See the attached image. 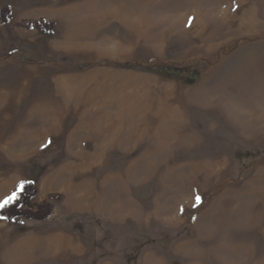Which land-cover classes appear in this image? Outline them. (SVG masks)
<instances>
[{"label": "rangeland", "instance_id": "374dc122", "mask_svg": "<svg viewBox=\"0 0 264 264\" xmlns=\"http://www.w3.org/2000/svg\"><path fill=\"white\" fill-rule=\"evenodd\" d=\"M123 1L0 24V180L66 169L113 197L99 262L264 264V0Z\"/></svg>", "mask_w": 264, "mask_h": 264}, {"label": "crops", "instance_id": "0c3cea01", "mask_svg": "<svg viewBox=\"0 0 264 264\" xmlns=\"http://www.w3.org/2000/svg\"><path fill=\"white\" fill-rule=\"evenodd\" d=\"M27 2L30 3L29 0H0V9L8 6L12 11L19 7L33 19L47 17V0H42L43 4L36 0ZM48 9L57 10V7ZM5 23L0 21V24ZM70 172L46 170L37 177L16 181L1 178L0 200L20 182L29 180L37 188L32 201L36 204L49 201L52 214L46 219L0 217V264H115L110 257L100 262L94 260L91 251L101 228L103 233L106 228L109 230L108 224L106 228L97 224L112 222L115 225V199L99 193L90 180L80 186L74 183L70 186L67 179Z\"/></svg>", "mask_w": 264, "mask_h": 264}, {"label": "trees", "instance_id": "16d2710c", "mask_svg": "<svg viewBox=\"0 0 264 264\" xmlns=\"http://www.w3.org/2000/svg\"><path fill=\"white\" fill-rule=\"evenodd\" d=\"M11 16L10 8L5 6L0 9V21L5 23ZM27 27H35L40 31H50L52 22L50 23H25ZM177 74L176 72L172 73ZM23 182V190L20 189V185ZM20 182L16 188L11 191V193L0 200L2 202L7 197L11 196L13 193L18 194V199L13 203L8 204L0 208V217L7 218L8 220H14L19 218H33V219H46L52 214V206L49 201H44L42 203H34L32 201L33 197L37 193V188L35 184L29 180H24Z\"/></svg>", "mask_w": 264, "mask_h": 264}, {"label": "bare ground", "instance_id": "6f19581e", "mask_svg": "<svg viewBox=\"0 0 264 264\" xmlns=\"http://www.w3.org/2000/svg\"><path fill=\"white\" fill-rule=\"evenodd\" d=\"M122 2V1H121ZM124 2V1H123ZM125 2H127L126 0H125ZM124 2V3H125ZM127 3H129V2H127ZM134 3V2H133ZM81 4V3H80ZM83 7V6H82ZM84 9V8H83ZM64 10H65V8H64ZM61 12H62V10H61ZM152 14V13H151ZM172 14V13H171ZM155 15V14H154ZM86 17V16H85ZM152 16H150L149 18H151ZM172 17H174V15L172 16ZM176 17V16H175ZM179 17V16H178ZM87 18H89V16L87 17ZM154 18V17H153ZM153 18H151L150 20L151 21H153ZM85 19V18H84ZM147 19H148V17H147ZM169 19V18H168ZM173 19V18H172ZM93 20V19H92ZM145 20V19H144ZM155 20V19H154ZM157 20V19H156ZM171 20V19H170ZM177 20V19H176ZM175 20V21H176ZM180 20V19H179ZM214 20V19H213ZM83 21H86V20H83ZM95 21V20H94ZM93 21V22H94ZM174 21V20H173ZM172 21V22H173ZM70 22V21H69ZM74 22V21H73ZM89 22V21H88ZM166 21H163V24H162V22H160V24H155V27H154V29H152L151 31H150V33H149V31H148V33L146 34V39H148V38H155L156 40H157V38L158 37H160V34L162 33V31H164V26H167L166 27V30L167 31H171L172 32V30L173 29H176V28H178L177 27V25L176 24H171V25H164V23H165ZM223 22V21H222ZM147 23H150V21H149V19L147 20ZM156 23V22H155ZM158 23V22H157ZM168 23V22H167ZM70 24H72V23H70ZM80 24V23H79ZM93 24V23H92ZM95 24V23H94ZM141 24V23H140ZM168 24H170V22L168 23ZM180 24V23H179ZM216 24V23H215ZM74 25V24H73ZM176 25V26H175ZM217 25V24H216ZM134 26V25H133ZM147 26V25H146ZM84 27V26H83ZM89 27V26H88ZM92 27V26H91ZM142 27V26H141ZM140 27V28H141ZM153 26H151V28H152ZM180 27V26H179ZM80 28V27H79ZM93 28V27H92ZM136 29H137V27H135ZM94 29V28H93ZM92 29V30H93ZM143 29V28H142ZM147 29V28H146ZM180 29V28H179ZM83 30V29H82ZM178 30V29H177ZM135 31V30H134ZM167 31H165V32H167ZM182 31V30H181ZM90 32H91V30H90ZM145 32V31H144ZM91 35V34H90ZM143 35V34H142ZM89 37V36H88ZM164 37V36H163ZM67 38H69V37H67ZM152 39H151V41H152ZM165 40V39H164ZM163 40V41H164ZM160 41V40H159ZM156 42V41H155ZM193 97V96H192ZM191 97V98H192ZM262 97V96H261ZM234 101V100H233ZM254 101V100H253ZM240 102V101H239ZM202 103V102H201ZM220 106L221 107H224V108H227L228 107V105H230V102L228 101V100H225V101H221L220 102ZM239 104V103H238ZM39 105H41V104H39ZM44 105V104H43ZM46 106V105H45ZM235 106V105H234ZM38 107V106H37ZM231 107V106H230ZM241 107V106H240ZM38 109V108H37ZM225 110V109H224ZM233 110V109H232ZM35 111V110H34ZM42 114V113H41ZM46 115V114H45ZM244 119V118H243ZM44 128V127H43ZM244 130V129H243ZM46 133V132H45ZM41 135V134H40ZM43 135V134H42ZM243 225V224H242ZM245 225V224H244ZM217 227H219V226H217ZM226 227V226H225ZM236 227V226H235ZM213 233V232H212ZM229 250V249H228ZM241 256V255H240ZM220 257V256H219Z\"/></svg>", "mask_w": 264, "mask_h": 264}, {"label": "snow or ice", "instance_id": "6c2138e0", "mask_svg": "<svg viewBox=\"0 0 264 264\" xmlns=\"http://www.w3.org/2000/svg\"><path fill=\"white\" fill-rule=\"evenodd\" d=\"M20 189L23 190V182L20 185ZM16 199H18V194L17 193H13L11 196L7 197L6 199H4L2 202H0V208L13 203Z\"/></svg>", "mask_w": 264, "mask_h": 264}]
</instances>
